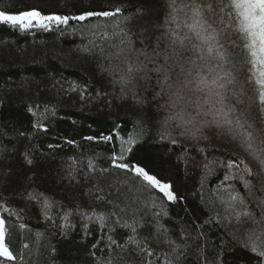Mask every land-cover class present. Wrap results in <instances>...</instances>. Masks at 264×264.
Returning a JSON list of instances; mask_svg holds the SVG:
<instances>
[{
	"label": "snow or ice",
	"instance_id": "obj_1",
	"mask_svg": "<svg viewBox=\"0 0 264 264\" xmlns=\"http://www.w3.org/2000/svg\"><path fill=\"white\" fill-rule=\"evenodd\" d=\"M63 2L66 6L71 0ZM73 7L77 11L70 13L45 12L39 5L4 8L0 26L22 33L58 31L63 35L70 22L100 21L88 29L93 39L78 50L93 65L101 86L94 95L89 92L91 80L83 85L55 81L52 87L58 84V92L75 93L85 104L102 100L111 107L119 101L135 117L133 128L121 135L117 124L109 134L84 137L89 142L118 141L107 157V168L98 169L95 157H88L84 164L72 156L65 163L62 178L81 188V195L90 197L96 207L103 205L99 212L92 206L91 212L79 204L73 208L41 191L34 172L24 177L28 187L19 193L0 181V264L24 261L23 252L17 254L14 247L17 225L8 223V217L19 216L8 206L14 194L38 206L45 220H63L65 228L73 215H79L98 222L101 229L111 225V232L127 230L123 243L108 235L106 253L96 243L91 245L102 253H90L94 264H174L179 260L181 248L189 247L190 232L186 225L174 238L165 202L175 205L185 197L171 180L128 160L153 128L161 142L183 145L186 165L189 147L203 157L200 162L192 160L203 173L201 189L209 175L222 177L207 201L201 193L209 214L204 224L196 226L193 243L205 237L204 225L215 224L231 237L233 251L242 248L254 254L249 264H264V0H108L105 4L89 0L87 7L79 2H73ZM97 37L103 43L98 44ZM19 87L30 89L31 82L25 78ZM40 108L32 104L27 111L37 117L32 127L47 133L43 120L55 116L56 109L49 104L43 105L42 112ZM18 135L28 143H14L0 128V177L11 175L17 158L29 169L37 163L32 136ZM213 152L221 155L209 160ZM85 184H89L87 192ZM106 188H115L118 195L109 196ZM18 229L29 230L26 223ZM40 236L37 232V241ZM28 247L23 244L24 249ZM204 262L224 264L219 252L211 259L205 256Z\"/></svg>",
	"mask_w": 264,
	"mask_h": 264
},
{
	"label": "trees",
	"instance_id": "obj_2",
	"mask_svg": "<svg viewBox=\"0 0 264 264\" xmlns=\"http://www.w3.org/2000/svg\"><path fill=\"white\" fill-rule=\"evenodd\" d=\"M73 2L83 3L87 7L89 0H71L66 6L63 0H0V10L4 8L16 10L39 5L45 12L70 13L77 11L73 7ZM97 2L105 4L108 0ZM99 22L95 19L91 23L85 22V25L70 22V27L63 35L58 31L33 30L22 33L7 26H0V128H4L9 136L14 138V143L27 144L28 141L18 133L30 134L37 158L35 167L31 169L22 165L17 158L11 165V175L0 177V181L5 183L9 191L15 189L17 193L22 192L28 187L24 177L34 172L36 186L56 200L73 208L79 204L82 210L89 212L92 207H95L97 212L102 210L103 205L96 207L90 197L81 195V188L74 184L70 185L62 178L65 163L68 157L72 156L82 159L84 164L87 163L88 157H95L98 169L107 168L109 166L107 157L111 154L113 143L118 145V141L114 139L113 143L98 140L89 142L84 137L100 133L109 134L115 130L114 125L117 124L120 126L121 135H126L132 131L135 117L125 107L119 106V101H113L111 107L106 106L102 100H91L85 104L75 93L58 92V84L55 88L52 87L55 81L61 83L75 81L83 85L91 80L93 83L89 86V92L94 95L96 89L101 86L93 65L78 50L93 39L88 29ZM73 27L77 30L73 31ZM96 40L98 44L103 43L98 37ZM25 78L31 82L30 89L19 87ZM37 103L41 105V112L44 104L54 106L56 109L55 116L49 115L43 120L48 128L47 133L36 131L32 127L37 117L29 113L27 107ZM163 115L162 112L161 118ZM9 136L4 138L5 143L8 142ZM66 140H75L77 143L69 145ZM49 144L57 147L50 149ZM201 146H204V142H201ZM220 155V152H213L208 155V159ZM184 159L183 145L174 146L166 141L161 142L155 128L143 137L128 156L129 161L145 166L150 172L171 180L178 194L185 197L179 204L165 202L172 218L170 226L175 229L174 238L186 225L190 232L189 247L181 248L183 255L179 260H174V264H205L204 257L211 259L217 252L220 253L224 264H249V257L254 254L239 247L233 251L231 237L225 235L224 230L215 224L204 225L203 231L206 235L197 242L199 247L197 243H193L198 231L196 226L204 224L209 214L205 205L201 203V193L207 201L218 185L219 178L222 177L219 173L209 175L201 189L203 173L200 167L193 165L192 160L200 162L203 157L194 148L189 147L187 165ZM83 170L87 171L86 168ZM94 182L91 181L89 184ZM89 184H85L84 192H87ZM105 191L109 196L118 195L115 188L110 190L106 188ZM8 206L13 212H19V216L8 217V223L17 225L14 247L17 254L23 252V264H94V257L90 253L94 251L97 255L102 253L91 247L93 243L106 253L104 245L108 243V235H112L120 243L126 238L124 233L127 230L117 228L116 232H111V225L101 229L98 222L83 220L79 215L70 218L67 228L63 227L65 222L58 217H55L54 221H47L38 206L16 194L10 197ZM21 209L23 211H20ZM56 211L54 209L53 213ZM20 223H26L29 230L19 231ZM85 226L88 235H85ZM37 232L41 233L38 241ZM64 232H67V235H64ZM24 243L29 245L27 249L23 248ZM52 249H55V252Z\"/></svg>",
	"mask_w": 264,
	"mask_h": 264
}]
</instances>
